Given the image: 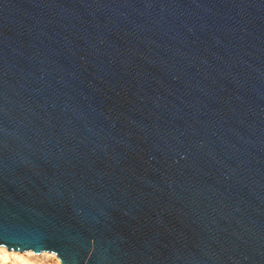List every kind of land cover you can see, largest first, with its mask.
Returning <instances> with one entry per match:
<instances>
[{
  "label": "water",
  "instance_id": "95a60500",
  "mask_svg": "<svg viewBox=\"0 0 264 264\" xmlns=\"http://www.w3.org/2000/svg\"><path fill=\"white\" fill-rule=\"evenodd\" d=\"M1 247L264 264V0H0Z\"/></svg>",
  "mask_w": 264,
  "mask_h": 264
},
{
  "label": "bare ground",
  "instance_id": "6f19581e",
  "mask_svg": "<svg viewBox=\"0 0 264 264\" xmlns=\"http://www.w3.org/2000/svg\"><path fill=\"white\" fill-rule=\"evenodd\" d=\"M55 257L53 254L44 253L42 256ZM36 257L32 252H25L24 254H16L14 252H9L4 248H0V264H36L31 261V257ZM57 260V259H56ZM58 262V260H57Z\"/></svg>",
  "mask_w": 264,
  "mask_h": 264
},
{
  "label": "rangeland",
  "instance_id": "374dc122",
  "mask_svg": "<svg viewBox=\"0 0 264 264\" xmlns=\"http://www.w3.org/2000/svg\"><path fill=\"white\" fill-rule=\"evenodd\" d=\"M30 260L34 261L36 264H58L55 257H50V256H45V255L42 256V254L36 255V257L35 256L31 257Z\"/></svg>",
  "mask_w": 264,
  "mask_h": 264
},
{
  "label": "snow or ice",
  "instance_id": "6c2138e0",
  "mask_svg": "<svg viewBox=\"0 0 264 264\" xmlns=\"http://www.w3.org/2000/svg\"><path fill=\"white\" fill-rule=\"evenodd\" d=\"M36 250H37V251H40L41 249H40V248H37Z\"/></svg>",
  "mask_w": 264,
  "mask_h": 264
},
{
  "label": "built area",
  "instance_id": "2783aa9c",
  "mask_svg": "<svg viewBox=\"0 0 264 264\" xmlns=\"http://www.w3.org/2000/svg\"><path fill=\"white\" fill-rule=\"evenodd\" d=\"M58 264H59V262H58Z\"/></svg>",
  "mask_w": 264,
  "mask_h": 264
}]
</instances>
